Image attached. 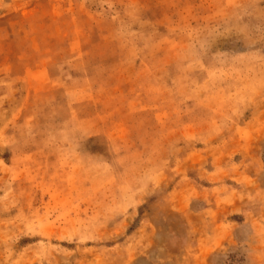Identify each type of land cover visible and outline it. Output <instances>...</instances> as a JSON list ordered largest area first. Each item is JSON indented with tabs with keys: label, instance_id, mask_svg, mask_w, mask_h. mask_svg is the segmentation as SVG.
<instances>
[{
	"label": "rangeland",
	"instance_id": "374dc122",
	"mask_svg": "<svg viewBox=\"0 0 264 264\" xmlns=\"http://www.w3.org/2000/svg\"><path fill=\"white\" fill-rule=\"evenodd\" d=\"M0 264H264V0H0Z\"/></svg>",
	"mask_w": 264,
	"mask_h": 264
}]
</instances>
